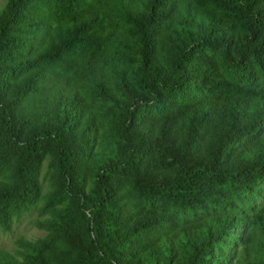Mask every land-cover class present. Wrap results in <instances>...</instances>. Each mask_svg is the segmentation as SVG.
I'll return each instance as SVG.
<instances>
[{"label": "trees", "instance_id": "obj_1", "mask_svg": "<svg viewBox=\"0 0 264 264\" xmlns=\"http://www.w3.org/2000/svg\"><path fill=\"white\" fill-rule=\"evenodd\" d=\"M31 210L0 264H264V0H6L0 232Z\"/></svg>", "mask_w": 264, "mask_h": 264}, {"label": "rangeland", "instance_id": "obj_2", "mask_svg": "<svg viewBox=\"0 0 264 264\" xmlns=\"http://www.w3.org/2000/svg\"><path fill=\"white\" fill-rule=\"evenodd\" d=\"M5 2L6 0H0V9ZM43 173L42 171L41 174L43 175ZM41 220L42 218L39 217L38 212L31 210L22 215L17 221H14L9 232L5 234L0 232V252L14 255L15 251H17V241L33 242L43 237V231L35 227V224Z\"/></svg>", "mask_w": 264, "mask_h": 264}]
</instances>
